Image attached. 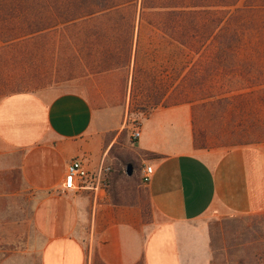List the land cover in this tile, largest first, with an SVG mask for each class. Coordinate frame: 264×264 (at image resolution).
I'll list each match as a JSON object with an SVG mask.
<instances>
[{"label":"crops","instance_id":"1","mask_svg":"<svg viewBox=\"0 0 264 264\" xmlns=\"http://www.w3.org/2000/svg\"><path fill=\"white\" fill-rule=\"evenodd\" d=\"M63 53L69 80L82 82L84 92L0 87V156L13 161L0 181L36 195L30 223L40 264H208L207 229L196 220L208 210L264 205V154L195 145L192 101H166L165 91L157 102L136 105L141 116L129 129L126 103L131 76L137 81L141 69L138 50L128 64L104 69L88 68L76 51ZM132 129L138 130L134 138ZM123 131L130 174L114 165L123 158L111 151ZM72 158L89 170L109 163L107 186L62 189ZM144 164L151 166L147 181L140 177Z\"/></svg>","mask_w":264,"mask_h":264},{"label":"trees","instance_id":"2","mask_svg":"<svg viewBox=\"0 0 264 264\" xmlns=\"http://www.w3.org/2000/svg\"><path fill=\"white\" fill-rule=\"evenodd\" d=\"M238 1L0 0V87L15 86L24 71L34 70L33 57L42 44L61 53L76 51L88 68L124 66L137 53L134 27L141 21L153 26L152 35L183 47L186 55H200L199 71L218 73L219 88L230 82L251 86L256 75L264 76V0H242L237 6ZM187 68H181L180 76ZM144 74L146 84L156 83L155 73ZM135 84L133 72L132 92ZM174 88L171 83L167 94ZM156 96L155 90L145 92L141 104L157 102Z\"/></svg>","mask_w":264,"mask_h":264},{"label":"rangeland","instance_id":"3","mask_svg":"<svg viewBox=\"0 0 264 264\" xmlns=\"http://www.w3.org/2000/svg\"><path fill=\"white\" fill-rule=\"evenodd\" d=\"M241 2L239 0L236 5L240 6ZM137 30L141 69L137 71L140 77H137L134 86L131 105L126 103V122L129 129L137 124L141 116L136 107L142 102L141 95L155 90V99L160 98L164 91L166 94L170 91V84L173 83L175 88L167 94L166 101H192L195 145L216 148L218 151L245 146L247 149L261 150L264 154V99L260 98V95H264V76L256 75L250 83L251 86L230 82L219 88L216 85L217 79L220 80L218 73L206 74L203 69L199 71L204 61L200 55H186L179 44L173 41L169 43L163 36L152 35L153 26L147 21H141ZM53 31L39 36L38 42L42 44L46 39L43 37L55 34L56 30L54 33ZM53 51L54 49L48 50L43 44L40 45L39 51L33 57L34 70L24 71L23 79L11 90L18 87L32 90L52 85L84 92L85 86L82 82L69 80V75L73 73L68 70L59 50L54 51V55ZM45 56L48 57L45 59ZM39 67L41 73H44L43 81L41 78L39 80ZM181 68H187L182 76ZM144 71L149 72V76L152 73L157 75V81L153 84L155 86L145 83ZM125 132L123 131L111 148L112 152L122 156L120 164L114 165L123 172L125 157L130 149L125 140ZM10 162L13 161L0 156V171L7 169ZM2 185L3 182L0 181V190L7 191L0 193V264H40V242L30 223L31 207L36 195L26 187L12 186L8 189ZM140 195L142 211L146 212L147 217L149 207L142 191ZM261 200L263 202L264 194ZM260 204L245 212L208 210L196 220L207 229L208 264H264V205Z\"/></svg>","mask_w":264,"mask_h":264},{"label":"built area","instance_id":"4","mask_svg":"<svg viewBox=\"0 0 264 264\" xmlns=\"http://www.w3.org/2000/svg\"><path fill=\"white\" fill-rule=\"evenodd\" d=\"M138 135L137 129H132L130 137ZM111 170L109 163L100 162L94 169H87L79 158L69 160L64 169L61 188L72 189L75 187L104 188L108 184V176ZM142 181H147L151 174L150 164H144L140 170Z\"/></svg>","mask_w":264,"mask_h":264},{"label":"water","instance_id":"5","mask_svg":"<svg viewBox=\"0 0 264 264\" xmlns=\"http://www.w3.org/2000/svg\"><path fill=\"white\" fill-rule=\"evenodd\" d=\"M124 172L126 174H130L131 173V163L130 162H126L125 163Z\"/></svg>","mask_w":264,"mask_h":264}]
</instances>
